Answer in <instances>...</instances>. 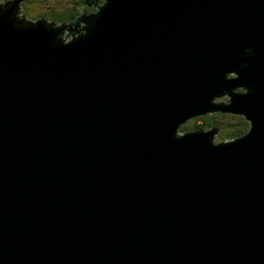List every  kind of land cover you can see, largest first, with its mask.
<instances>
[{"label":"water","instance_id":"water-1","mask_svg":"<svg viewBox=\"0 0 264 264\" xmlns=\"http://www.w3.org/2000/svg\"><path fill=\"white\" fill-rule=\"evenodd\" d=\"M21 1L0 3V264H264V0H82L58 26ZM215 112L248 132L180 129Z\"/></svg>","mask_w":264,"mask_h":264},{"label":"trees","instance_id":"trees-1","mask_svg":"<svg viewBox=\"0 0 264 264\" xmlns=\"http://www.w3.org/2000/svg\"><path fill=\"white\" fill-rule=\"evenodd\" d=\"M45 2H47V0H35L32 3L29 2L28 4L29 11L34 12V14L38 12V14L44 15L47 18H53L55 16H57L58 18H62L63 16H65L69 20H74L75 17L79 14V10L77 9V2L72 4L71 0H49L48 5L44 6ZM65 3H68L67 7ZM63 5H65L66 8L61 9ZM45 10L47 11V13L43 12ZM205 116L207 115H204L203 117H197L193 121H196L199 123H195L194 125H190V127H186V128L189 129L193 126H197L205 130L206 129L208 130L210 128L218 130L219 129L217 128L218 124H219V127H221L220 123L217 122L216 117H214V114L208 115L209 120H205L204 119ZM227 118H228L227 123H224V124H227V126L229 125L235 126L234 127L235 130L233 129L232 132L224 135L225 138L222 139V142L232 141L236 139L237 137H240L241 135H244L245 133L248 132L250 128V123L245 119L243 115H238V116L230 115ZM183 130L182 132H184Z\"/></svg>","mask_w":264,"mask_h":264},{"label":"rangeland","instance_id":"rangeland-1","mask_svg":"<svg viewBox=\"0 0 264 264\" xmlns=\"http://www.w3.org/2000/svg\"><path fill=\"white\" fill-rule=\"evenodd\" d=\"M96 1V0H95ZM3 0H0V3H2L3 4ZM48 2H49V0H47V2H45L44 3V6H47L48 5ZM98 2H101L102 4H104L105 2H106V0H98ZM18 7H20V4L18 5ZM27 9H28V5H27ZM42 9V8H41ZM39 10H40V8H39ZM28 14H33L34 15V12H31V11H29L28 10V12H27ZM25 14H23V12H17V14H16V16L18 17V19H23L25 16H24ZM31 21V20H30ZM81 27H84V23L83 22H81ZM76 34L77 33H75V35L74 36H71L70 34H69V31L67 30V29H63L60 33H59V35H60V38L61 39H65V40H63V42H65V43H67V42H69V41H71L72 40V37H75L76 36ZM68 35V36H67ZM79 35V34H78ZM237 77V75L236 74H234V73H229L228 75H227V78H236ZM233 91L234 92H245V90L242 88V87H239V88H235V89H233ZM230 96H228L227 94H223V95H221L220 97L218 96V97H214V99L212 100V102L213 103H215V104H220V103H222L223 105H229V103H231L230 101ZM219 113V114H218ZM209 114H214V117H216V119H217V122H219L220 123V125H221V127H219V124L217 125V128H219L218 130H217V132L215 133V134H213V136H212V140L214 141V142H217V143H219V142H222V139L223 138H225L224 137V135H226V134H229L230 132H232L233 131V129H234V127L235 126H232V125H229V126H227V124H224V123H227V117H229L230 115H236V116H238L239 114H233V113H231V112H215V113H207V114H204V115H207V116H205L204 117V119L205 120H209ZM204 115H198V117H203ZM197 117H195V118H193V119H191V120H187L185 123H182L181 124V128L180 129H185V130H187V128L186 127H190V125H194L195 123H199V122H196V121H193L194 119H196ZM199 121V120H198ZM197 125V124H196ZM199 125V124H198ZM227 126V127H226ZM210 129H212V128H210ZM210 129H208V130H210ZM207 130V129H206ZM235 130V129H234Z\"/></svg>","mask_w":264,"mask_h":264},{"label":"flooded vegetation","instance_id":"flooded-vegetation-1","mask_svg":"<svg viewBox=\"0 0 264 264\" xmlns=\"http://www.w3.org/2000/svg\"><path fill=\"white\" fill-rule=\"evenodd\" d=\"M4 2L5 1H8V0H3ZM35 0H22L21 1V3H20V7H18V12H23V14H25L24 16H25V18L27 19V20H31V21H36V20H40V19H42V20H45L47 23H50V24H53V25H55V26H58V25H61V24H63V25H67L68 23H70L72 20H69V19H67V17H65V16H63L62 18H58L57 16H55V17H53V18H47L46 16H44V15H41V14H38V12L37 13H35L34 15L33 14H28L27 12H28V10H29V8L27 9V5L29 4V2H34ZM80 1H82V0H71V3L72 4H74L75 2H77V5H78V3L80 2ZM3 2V3H4ZM66 4V7H67V5H68V3H65ZM98 4V6H100V5H102V3L101 2H98L97 3ZM65 7V5H63L62 7H61V9H63V8H66ZM60 9V10H61ZM95 9L93 8V6L92 7H90V8H88V11L89 12H92V11H94ZM44 13H47V11L45 10V11H43ZM77 33V32H76Z\"/></svg>","mask_w":264,"mask_h":264},{"label":"bare ground","instance_id":"bare-ground-1","mask_svg":"<svg viewBox=\"0 0 264 264\" xmlns=\"http://www.w3.org/2000/svg\"><path fill=\"white\" fill-rule=\"evenodd\" d=\"M75 33H76V31H74V33H73V34L69 32V34H70L71 36H74V35H75ZM67 36H68V35H67ZM72 38H74V37H72ZM62 40H65V39L63 38Z\"/></svg>","mask_w":264,"mask_h":264}]
</instances>
